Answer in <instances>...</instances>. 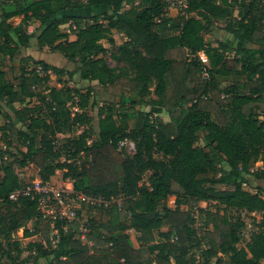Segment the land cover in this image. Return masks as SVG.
I'll use <instances>...</instances> for the list:
<instances>
[{"label":"trees","instance_id":"trees-1","mask_svg":"<svg viewBox=\"0 0 264 264\" xmlns=\"http://www.w3.org/2000/svg\"><path fill=\"white\" fill-rule=\"evenodd\" d=\"M186 2L171 17L169 0H0V103L13 114L0 139V264H264V0ZM223 22L226 40L208 41ZM115 33L127 41L111 52L101 41L115 47ZM33 40L76 66L71 80L119 100L51 86L64 70L24 56ZM31 165L111 204L58 225L54 247L36 201L9 200ZM241 212L262 215L244 247ZM20 230L40 241L23 244Z\"/></svg>","mask_w":264,"mask_h":264},{"label":"built area","instance_id":"built-area-1","mask_svg":"<svg viewBox=\"0 0 264 264\" xmlns=\"http://www.w3.org/2000/svg\"><path fill=\"white\" fill-rule=\"evenodd\" d=\"M186 8V0H169V10ZM199 59L205 66H208L209 61L204 53L200 54ZM124 147L128 153L135 152L133 142H122L120 149ZM16 174L22 183L18 189L9 195V200L17 202L23 198H30L36 201L39 217L49 224L51 231L49 240L54 247L60 240L58 225L62 224V228L65 230L66 224L79 220L78 212L84 207L104 208L111 204V201L104 198L87 196L75 191L73 182L70 180H64L61 185L56 186L52 182L44 183L38 177L27 181L23 171H17ZM240 217L244 223L242 238L247 243L255 231V225L259 222V217L256 213L248 212H241ZM86 233L87 231L83 228L81 235L83 242L87 241Z\"/></svg>","mask_w":264,"mask_h":264},{"label":"rangeland","instance_id":"rangeland-1","mask_svg":"<svg viewBox=\"0 0 264 264\" xmlns=\"http://www.w3.org/2000/svg\"><path fill=\"white\" fill-rule=\"evenodd\" d=\"M180 13V9H174V10H170L169 11V16L171 17H176L177 15H179ZM15 25L19 24L21 22V18H16L12 21ZM227 23L226 22H223V23H220L218 26L215 27V29L213 30L212 33H209V34H206L205 35V38L208 40V41H211V42H219V41H225L226 40V31H225V28H226V25ZM34 26H31L30 29L32 30ZM63 28L65 29H68L69 26H64ZM71 39H75L74 37H71ZM114 39H115V43H116V46L112 47L106 40L104 41H101V44L103 46H105L106 48H110L111 52H115V50L121 46L124 42L127 41V38L120 34V33H115L114 35ZM26 51V50H25ZM24 56H30L31 58L35 59V60H41V61H45L47 62L48 64L50 65H53L57 68H59L60 70H64V74L62 75H59V74H56L54 72H50L49 75H50V85L53 86V87H57V88H62L64 86L63 83L61 82H66L67 85L66 86H71V87H78V88H81V89H87L89 87H93L94 88V91L97 93V100L100 102H103L104 100L106 101H118L119 99L117 97H114V96H111L109 94H106L105 91L101 88L99 89L98 85H93V86H90L89 83H85L83 82L79 76H75V78L73 80H71L68 76H67V73L69 72H72L76 69V66L72 63H69L67 60H65L63 58L62 55H60L59 53H52L50 52V50L48 48L44 49V50H39L38 47L36 46V43H35V40L32 41V46L24 53ZM108 63L110 66H116V63L114 60H112L110 54L107 55L106 57ZM20 58H17V60L15 61V65L17 66V69L19 70L20 68ZM189 82V81H188ZM189 85L192 87L193 84H190ZM68 86V87H69ZM17 108L20 109L21 107L19 105H17ZM9 115H13L12 112L3 104V103H0V139L2 138V128L3 126L6 124V122L8 121V118H9ZM91 115L92 116H96L97 115V111L95 112H91ZM162 119L165 121V122H169L170 121V117L167 113H164L162 115ZM135 124V121H131V125L134 126ZM60 144H64L66 142V138L65 136H60ZM3 146V143L2 145ZM121 150V149H120ZM134 153V152H132ZM112 159H115L117 160L118 158H116V154H113L112 155ZM257 166H261V163H258ZM23 173L25 174L26 176V180L27 181H31V180H34L35 178H37L38 176V169L34 166V165H31L29 166L28 168H26ZM63 172L62 171H58L56 173V175L52 178V184L58 186V185H61V183L63 182ZM256 187L257 184L256 182H254L253 180L251 181V188L250 187H246V189H249L252 191V193H256ZM175 198H171L169 200V205L171 207H175ZM200 206L201 208H207L209 205L207 203H200ZM235 216V215H234ZM232 215V217H234ZM258 217L259 219L261 220L262 219V215L261 214H258ZM204 215H200V213L198 212L197 213V225H201L203 223V220H204ZM201 231V230H200ZM17 238H21V230L18 232L17 234ZM41 238V237H40ZM131 239L132 241L135 243L134 245L135 246H138V243H137V240H136V236L135 234L131 231ZM246 245V242H243L240 244V247H244ZM0 261L1 262H4V260L1 259V254H0Z\"/></svg>","mask_w":264,"mask_h":264},{"label":"crops","instance_id":"crops-1","mask_svg":"<svg viewBox=\"0 0 264 264\" xmlns=\"http://www.w3.org/2000/svg\"><path fill=\"white\" fill-rule=\"evenodd\" d=\"M37 25H34V27L32 28V30L30 29V33L31 32H33L34 30H36L37 29ZM28 50V49H27ZM26 50V51H27ZM26 51H24V53L26 52ZM111 67H115V66H111ZM83 82H85V83H89V82H87V81H83ZM89 85L90 86H93V85H98L96 82H93V83H89ZM99 87V86H98ZM99 89H101V87H99ZM23 234H24V231L23 230H21V240H22V242H23V244H27L28 242H30V241H40V237L38 236V235H35V236H33V237H31V238H23ZM134 243V242H133ZM135 244V243H134Z\"/></svg>","mask_w":264,"mask_h":264}]
</instances>
